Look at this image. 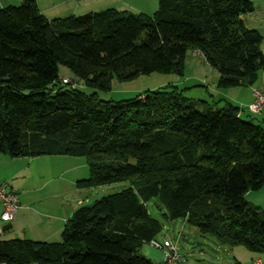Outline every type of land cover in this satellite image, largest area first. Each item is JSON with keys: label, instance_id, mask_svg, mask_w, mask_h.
I'll return each mask as SVG.
<instances>
[{"label": "trees", "instance_id": "obj_1", "mask_svg": "<svg viewBox=\"0 0 264 264\" xmlns=\"http://www.w3.org/2000/svg\"><path fill=\"white\" fill-rule=\"evenodd\" d=\"M253 11L249 0H158L151 15L109 9L51 21L33 0L0 10V156L82 157L89 177L77 189L131 182L75 210L57 242L0 239V264H155L137 253L160 229L145 207L152 199L220 245L264 256V213L244 200L264 183L255 114L245 121L227 101L218 108L174 88L104 102L58 75L65 67L107 90L113 79L182 74L197 51L217 88L251 87L264 70L263 37L244 22Z\"/></svg>", "mask_w": 264, "mask_h": 264}, {"label": "rangeland", "instance_id": "obj_2", "mask_svg": "<svg viewBox=\"0 0 264 264\" xmlns=\"http://www.w3.org/2000/svg\"><path fill=\"white\" fill-rule=\"evenodd\" d=\"M250 1L255 8L264 4V0ZM82 4L84 3L82 2ZM261 17L259 11L255 14L247 15L245 17L247 19L244 20L246 27H254L255 21H259ZM262 33L264 34L263 31ZM263 48L264 38L261 50ZM192 52L188 51L186 54L182 74L154 72L148 75L137 76L130 80L118 81L113 79L107 90L83 85L65 67L58 68V75L60 79L67 78L74 82L76 84L75 88L84 95H94L97 100L104 102L128 101L133 99L137 94L158 90L170 91L174 88L183 98L205 101L209 104L215 103L216 107H221L223 102H220L219 99H222V97L213 100L217 95L211 92L212 89L209 87V83L213 77L208 76V78H205L204 76L206 74L204 73L205 68L203 66H207V64H201L200 57H191ZM67 87L69 88V86ZM235 89V87L228 88V90ZM230 92V95H237L238 93V96H244L240 91ZM230 101L232 103L231 105L240 108L239 104L232 102V100ZM243 112L242 119L248 121V116H245L248 111L244 110ZM252 123L260 125L256 117H253ZM43 158L39 167L41 174H47L51 177L58 175L63 170H68L64 178L66 180H75L72 182L71 190V185L67 183H65L64 189L63 187L61 189L65 192V197H61L60 199L63 200V207L68 212L91 205L96 200L119 193L131 187L130 180L125 179L108 184L90 185L77 189L76 182L88 179L89 177L88 168L82 157L51 156ZM48 161L51 164H48ZM8 170L9 168L5 166L0 168V171L7 172ZM244 200L256 207L261 213H264V183L259 190L246 192L244 194ZM78 201H80V204H77ZM154 205L155 200L153 199L145 204L148 214L157 220L160 227L154 240L159 244H163L164 241L170 242L176 248L177 253L184 259L182 264H248L252 259H259L264 264L263 255L252 254L242 246L233 248L222 246L212 236L203 234L196 228L190 227L184 219H169L163 208L159 212L154 209ZM137 253L155 264H160L163 259L162 251L154 248L149 243H141L137 248Z\"/></svg>", "mask_w": 264, "mask_h": 264}, {"label": "crops", "instance_id": "obj_3", "mask_svg": "<svg viewBox=\"0 0 264 264\" xmlns=\"http://www.w3.org/2000/svg\"><path fill=\"white\" fill-rule=\"evenodd\" d=\"M23 1L25 0H0V10L9 6H19ZM33 1L36 3L40 14L43 15L47 21L70 15L79 16L89 12H99L109 9L151 15L158 8V0H88L87 2H83L84 4H82L80 0ZM262 6L257 8L253 6L254 11L251 14H255L259 11L262 17L259 21H255L254 27L249 28L257 30L264 38V34L262 33V31L264 32V4ZM196 52L197 51H193L191 57H200ZM262 53L264 55V48ZM200 63L207 64L201 57ZM203 67L205 68V78H208V76L213 77L209 83V87L212 89L211 92L217 95L213 100L222 97L223 100L219 99V101H227L232 104L230 101L232 100V102L239 104L242 109L240 113L241 117L244 114L243 111L252 101L251 88L264 87V70L259 72L258 79L251 87L240 86L236 87L235 90H228L216 87L219 74L212 67L208 64ZM230 91H240L244 96H238V93L237 95H230ZM249 115L250 114L247 112L245 116ZM252 117H256L260 127L264 129V110L258 114L252 115ZM42 159L44 158L11 159L0 156V168L2 166L9 168L7 172L0 171V183L7 184L16 193L18 202L16 220L9 224L3 223L0 220L1 240L22 239L34 242H57L60 239V234L66 221L74 212L73 210L69 212L66 211L62 204L63 200L60 198L65 197V192L61 190L62 187L64 189L65 183L71 185V190L72 182L75 180H66L64 178L68 170H63L58 173V175L51 177L47 174H41L39 167L43 161ZM48 164H51V162L48 161ZM77 204H80V201H78ZM255 260L259 259H252L248 264H251V262ZM259 261L261 262V260Z\"/></svg>", "mask_w": 264, "mask_h": 264}, {"label": "built area", "instance_id": "obj_4", "mask_svg": "<svg viewBox=\"0 0 264 264\" xmlns=\"http://www.w3.org/2000/svg\"><path fill=\"white\" fill-rule=\"evenodd\" d=\"M87 2L88 0H80ZM201 58V54L196 52ZM203 59V58H202ZM61 85H67L71 88H75L76 84L67 78L61 79ZM252 101L247 106L246 110L251 114H258L264 110V87L252 88ZM143 95L139 96L138 99H142ZM0 220L3 223H11L16 220L18 202L15 192L4 183H0ZM151 246L159 249L163 253V259L160 264H178L181 262L182 257L177 253V250L170 242L164 241L163 244H159L155 240L149 242ZM251 264H261L259 260L252 261Z\"/></svg>", "mask_w": 264, "mask_h": 264}]
</instances>
